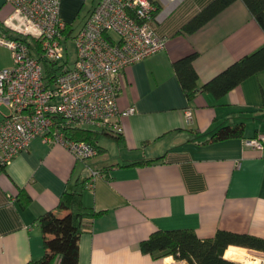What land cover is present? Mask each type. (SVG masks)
Here are the masks:
<instances>
[{"label":"crops","instance_id":"crops-1","mask_svg":"<svg viewBox=\"0 0 264 264\" xmlns=\"http://www.w3.org/2000/svg\"><path fill=\"white\" fill-rule=\"evenodd\" d=\"M61 1L63 20L73 23L84 5L89 3L87 16L98 0ZM156 1L155 29L166 46L124 69L117 106L121 113L132 106L135 112L119 118L123 140L101 134L102 150L81 161L64 144L36 138L0 171V264L43 255L37 218L79 181L86 183L83 204L103 211L85 221L79 264H187L142 250L141 241L156 230L193 229L209 238L225 229L264 237V152L244 144L264 136V70L222 98L199 90L189 100L174 69L176 60L197 52L193 65L201 88L262 46L264 31L243 0L194 32L181 30L211 0ZM12 9L0 0V25ZM239 121L246 124L243 137L208 141L220 126ZM141 160L149 162L127 165ZM22 190L30 197L25 208Z\"/></svg>","mask_w":264,"mask_h":264},{"label":"built area","instance_id":"built-area-1","mask_svg":"<svg viewBox=\"0 0 264 264\" xmlns=\"http://www.w3.org/2000/svg\"><path fill=\"white\" fill-rule=\"evenodd\" d=\"M7 2L13 9L3 20L0 47L10 51L12 66L0 62V171L36 138L64 144L81 161L95 157L91 142L67 138L60 126L123 132L120 116L135 112L117 106L124 69L166 46L155 29V0H98L76 31L61 16V0ZM186 114L193 118L191 108ZM244 144L264 152V136Z\"/></svg>","mask_w":264,"mask_h":264},{"label":"trees","instance_id":"trees-1","mask_svg":"<svg viewBox=\"0 0 264 264\" xmlns=\"http://www.w3.org/2000/svg\"><path fill=\"white\" fill-rule=\"evenodd\" d=\"M234 1L236 0H211L183 25L181 31L194 32ZM243 1L264 31V0ZM155 3L158 11L159 4L156 0ZM72 31L73 28L69 24L68 34ZM0 33L7 34L3 24L0 25ZM197 56L198 53L193 52L174 62L175 72L189 100L193 99L199 90L211 92L217 98H222L244 80L264 70L263 44L233 62L199 88V76L193 65ZM46 72H49L47 68ZM261 95L264 108V88L261 89ZM245 127L244 121L222 125L211 134L208 141L217 142L243 137ZM60 128L69 139L91 142L98 149V154L102 150L97 144L99 135L106 134L117 141L123 140L121 133L111 131L84 128L72 124H62ZM147 162L149 161L141 160L127 165ZM85 184L84 181H79L68 186L55 209L49 210L37 218L42 231L44 253L40 258L32 259L26 264H79V240L84 230L85 221L103 213L102 210L96 211L83 204L82 196ZM19 200L25 208L30 202V197L22 190ZM140 245L145 252L157 253L161 257L173 256L176 260H185L187 264H242L232 260V256L235 253L252 254L249 249L264 251V237L218 229L213 237L201 238L193 229H170L154 231L149 237L142 240ZM230 250L234 252L228 253L227 257L230 258L228 259L226 254Z\"/></svg>","mask_w":264,"mask_h":264},{"label":"rangeland","instance_id":"rangeland-1","mask_svg":"<svg viewBox=\"0 0 264 264\" xmlns=\"http://www.w3.org/2000/svg\"><path fill=\"white\" fill-rule=\"evenodd\" d=\"M87 9H89V3L84 5L83 10L78 14V16L75 19L73 18V19L69 20V22H73V25H74L73 28L75 29L74 31H76L78 28H80L82 26V24H83V22H84V20L86 18L85 15L87 13ZM68 50H69L70 61H73L74 58H75V45H74V42L72 40H70L68 42ZM0 62L4 66H7V67L12 66L11 53H10V51L8 49L0 48ZM2 110L5 111V112L7 111V109L4 106L2 107ZM251 253H252L251 255L255 254V255L259 256V257H261V256L264 257V253L263 254H259V253H255V252H251ZM233 256H232V259H233Z\"/></svg>","mask_w":264,"mask_h":264},{"label":"bare ground","instance_id":"bare-ground-1","mask_svg":"<svg viewBox=\"0 0 264 264\" xmlns=\"http://www.w3.org/2000/svg\"><path fill=\"white\" fill-rule=\"evenodd\" d=\"M233 260L242 262L243 264H258L259 261H261L260 258H257L251 254H245V253H236L233 256Z\"/></svg>","mask_w":264,"mask_h":264}]
</instances>
